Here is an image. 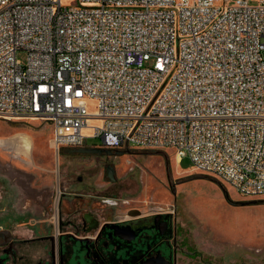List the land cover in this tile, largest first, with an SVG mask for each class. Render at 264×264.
<instances>
[{"label":"built area","instance_id":"obj_1","mask_svg":"<svg viewBox=\"0 0 264 264\" xmlns=\"http://www.w3.org/2000/svg\"><path fill=\"white\" fill-rule=\"evenodd\" d=\"M20 117L55 152L172 149L264 197V0H0V120Z\"/></svg>","mask_w":264,"mask_h":264},{"label":"rangeland","instance_id":"obj_2","mask_svg":"<svg viewBox=\"0 0 264 264\" xmlns=\"http://www.w3.org/2000/svg\"><path fill=\"white\" fill-rule=\"evenodd\" d=\"M62 2L78 4V0ZM17 59L25 63L26 53H18ZM87 109L95 113L96 102L88 100ZM51 135L46 121L0 120V191L10 196V206L23 201L24 194L31 197L36 189L47 190L55 176L59 186L75 184L82 177L83 184L95 185L104 199L118 201L124 210L166 207L176 201L182 224H191L186 234L194 241L195 264H264V197L241 196L214 177L196 172L190 159L179 162L172 149H130L117 161L115 179L109 180L96 167L95 157L72 152L75 149L55 152ZM96 146L98 139L88 140V148ZM231 201L254 203L233 206Z\"/></svg>","mask_w":264,"mask_h":264},{"label":"flooded vegetation","instance_id":"obj_3","mask_svg":"<svg viewBox=\"0 0 264 264\" xmlns=\"http://www.w3.org/2000/svg\"><path fill=\"white\" fill-rule=\"evenodd\" d=\"M83 155L95 157L109 180L124 156ZM76 180L59 186L55 176L45 205L0 204V264H195L186 234L191 224H182L176 201L124 210L95 185Z\"/></svg>","mask_w":264,"mask_h":264},{"label":"crops","instance_id":"obj_4","mask_svg":"<svg viewBox=\"0 0 264 264\" xmlns=\"http://www.w3.org/2000/svg\"><path fill=\"white\" fill-rule=\"evenodd\" d=\"M50 172H52V170ZM51 187H52V185L49 188H47V190H44L42 192H40L38 190V192L34 196H31V197H26L28 195L24 194V196L26 195L24 197V200L23 201H17L14 205L15 206H22V205L24 206L27 204H32L34 202L45 205V203L48 201V195H49V191H50L49 189H51ZM9 197L10 196L8 194L2 193L0 191V204H2V203L9 204V202H12V201H9ZM21 203H23V204L21 205Z\"/></svg>","mask_w":264,"mask_h":264},{"label":"water","instance_id":"obj_5","mask_svg":"<svg viewBox=\"0 0 264 264\" xmlns=\"http://www.w3.org/2000/svg\"><path fill=\"white\" fill-rule=\"evenodd\" d=\"M72 152L80 153V154H97V155L109 154V153L114 152L116 155H125V154H130V149L112 151V150H108V149L94 147V148L75 149V150H72ZM156 153H159V152H156ZM171 192L176 196L175 185H173L171 187ZM251 203H254V202H234V201H231V204L233 206L249 205Z\"/></svg>","mask_w":264,"mask_h":264}]
</instances>
